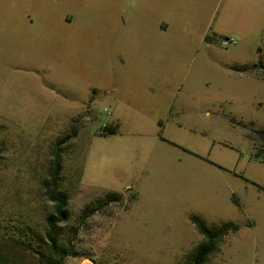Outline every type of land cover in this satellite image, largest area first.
<instances>
[{"label":"rangeland","instance_id":"374dc122","mask_svg":"<svg viewBox=\"0 0 264 264\" xmlns=\"http://www.w3.org/2000/svg\"><path fill=\"white\" fill-rule=\"evenodd\" d=\"M255 129L264 0H0V262L181 264L196 214L237 225L205 264H264Z\"/></svg>","mask_w":264,"mask_h":264},{"label":"trees","instance_id":"16d2710c","mask_svg":"<svg viewBox=\"0 0 264 264\" xmlns=\"http://www.w3.org/2000/svg\"><path fill=\"white\" fill-rule=\"evenodd\" d=\"M256 66V62L253 64H242L234 65L237 70H250ZM108 129H111L107 126ZM257 135H248L252 139L253 143L256 144V154L264 160V129H255ZM59 171L60 164L58 159H54L51 165L50 176L47 184L45 185V193L48 199L54 202V209L46 216V229L44 239L49 242L52 246L53 233L60 221L66 218V198L62 192L57 189L59 182ZM117 194L111 193L109 196L114 198ZM191 221L195 224L199 233L203 235V239L199 241L195 247L188 252L184 262L181 264H205L207 257L213 253L217 248L218 241L228 233L229 230H236L237 225L230 222L224 221L209 227L205 220L196 214L190 215ZM70 253L65 251L60 254L59 257H54L51 253L41 252L39 260L42 264H64V256ZM0 264H6L0 262Z\"/></svg>","mask_w":264,"mask_h":264},{"label":"built area","instance_id":"2783aa9c","mask_svg":"<svg viewBox=\"0 0 264 264\" xmlns=\"http://www.w3.org/2000/svg\"><path fill=\"white\" fill-rule=\"evenodd\" d=\"M235 42H236V37L234 35L225 34L220 37V45L222 46H227Z\"/></svg>","mask_w":264,"mask_h":264},{"label":"crops","instance_id":"0c3cea01","mask_svg":"<svg viewBox=\"0 0 264 264\" xmlns=\"http://www.w3.org/2000/svg\"><path fill=\"white\" fill-rule=\"evenodd\" d=\"M225 34H228V33H225ZM224 34V35H225ZM229 35H232V34H229ZM254 62H252L251 64H253ZM240 65H242V64H240ZM249 65V64H248ZM254 69H256L255 67L254 68H252V69H250V70H254ZM238 71H245V70H238ZM261 76H263V75H261ZM258 77H260V75H258Z\"/></svg>","mask_w":264,"mask_h":264}]
</instances>
